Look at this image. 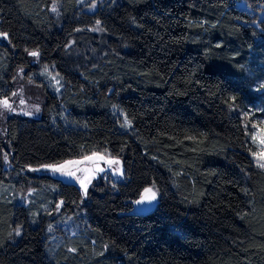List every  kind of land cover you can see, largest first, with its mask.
<instances>
[{
  "label": "trees",
  "instance_id": "trees-1",
  "mask_svg": "<svg viewBox=\"0 0 264 264\" xmlns=\"http://www.w3.org/2000/svg\"><path fill=\"white\" fill-rule=\"evenodd\" d=\"M0 33V100L26 76L45 97L40 115L0 124V264H264L246 115L264 110V0H0ZM95 152L122 173L87 195L27 170ZM146 188L155 205L134 215Z\"/></svg>",
  "mask_w": 264,
  "mask_h": 264
},
{
  "label": "rangeland",
  "instance_id": "rangeland-1",
  "mask_svg": "<svg viewBox=\"0 0 264 264\" xmlns=\"http://www.w3.org/2000/svg\"><path fill=\"white\" fill-rule=\"evenodd\" d=\"M104 0H78V3L85 10H93L98 5H101ZM239 4H242L239 2ZM37 76L43 77L47 81V84L51 89L58 91L61 88V78L59 75L49 66L43 65L36 69ZM257 89L264 88V72L259 74V78L256 84ZM16 91L9 99H2L0 101L7 100L11 105V108H5L2 103H0V124L5 120V117L9 113H15L21 116H38L43 110L44 104V93L42 91L41 83L35 77L26 76L18 77L16 81ZM264 98V94H263ZM38 109V110H37ZM31 113V114H29ZM246 115L249 118V126L252 130V137L258 135V129H264V110H262V105L257 104L256 106L249 107L246 111ZM258 145V149L254 156L257 162L264 163V161L258 160V155L264 149L261 148L258 141H255ZM93 154L102 155L105 157L104 160H88L86 157H92ZM108 160H119V164H109ZM81 161V163H68ZM62 165H67L65 171L54 170ZM102 168L104 171H98L96 169ZM119 169V171H117ZM27 170L36 173L38 175H48L54 178H58L62 181L72 182L76 184L81 192L85 195L84 189L81 187L80 181L86 176H91V182L98 178L99 175L106 173L109 177H119L122 173V163L120 158L108 156L102 153H91L82 157L68 158L61 162L56 163H45L34 167H28ZM68 172H74L75 175H68ZM90 182V183H91ZM88 183V186L90 185ZM88 188V187H87ZM33 192V189L21 188L16 190L15 197L18 201L26 202L28 200V195ZM67 220V219H66Z\"/></svg>",
  "mask_w": 264,
  "mask_h": 264
},
{
  "label": "snow or ice",
  "instance_id": "snow-or-ice-1",
  "mask_svg": "<svg viewBox=\"0 0 264 264\" xmlns=\"http://www.w3.org/2000/svg\"><path fill=\"white\" fill-rule=\"evenodd\" d=\"M56 10L57 9H56V7L54 5L53 8H52V11H56ZM97 23H99V21ZM0 37L7 38V33H0ZM29 54L32 55V56H37L38 52L33 51V52L29 53ZM0 103H2L5 108H11V105L8 103L7 100L0 101ZM29 114H31V113H29ZM124 124L130 126L131 121H129L127 119V117H125ZM253 140L254 141H258V143L261 146V148L264 149V129H258V135L257 136H253ZM5 159H7L6 156H5ZM86 159H88V160H104L105 157L102 156V155L93 154L92 157H86ZM258 160L259 161H264V151H261L259 153ZM68 163H81V161L68 162ZM107 163H109V164H119L120 162H119V160H108ZM259 166L260 167H264V163H260ZM66 167H67V165H62L59 168H56L54 170L65 171ZM96 170L104 171V169H102V168H98ZM117 171H119V169H117ZM67 174L68 175H75L74 172H68ZM90 182H91V176H86L84 179H82L80 181L81 187L84 189L85 195H87V187H88V183H90ZM155 200H156L155 191H153V189H151V188H146L144 190V194L141 196V198L139 200L136 201V203L137 204H143V203H146V202L150 203V202L155 201ZM16 232H17V234H19V229H17ZM72 251H75V249H72Z\"/></svg>",
  "mask_w": 264,
  "mask_h": 264
},
{
  "label": "water",
  "instance_id": "water-1",
  "mask_svg": "<svg viewBox=\"0 0 264 264\" xmlns=\"http://www.w3.org/2000/svg\"><path fill=\"white\" fill-rule=\"evenodd\" d=\"M143 194H144V192L141 193L135 199H133V201L131 203V212L134 215H143V214L149 212L150 210H152L154 205H155V201H152L150 203L146 202L143 204H137L136 201L139 200Z\"/></svg>",
  "mask_w": 264,
  "mask_h": 264
},
{
  "label": "bare ground",
  "instance_id": "bare-ground-1",
  "mask_svg": "<svg viewBox=\"0 0 264 264\" xmlns=\"http://www.w3.org/2000/svg\"><path fill=\"white\" fill-rule=\"evenodd\" d=\"M121 180V179H120Z\"/></svg>",
  "mask_w": 264,
  "mask_h": 264
},
{
  "label": "built area",
  "instance_id": "built-area-1",
  "mask_svg": "<svg viewBox=\"0 0 264 264\" xmlns=\"http://www.w3.org/2000/svg\"><path fill=\"white\" fill-rule=\"evenodd\" d=\"M111 177V176H110Z\"/></svg>",
  "mask_w": 264,
  "mask_h": 264
}]
</instances>
